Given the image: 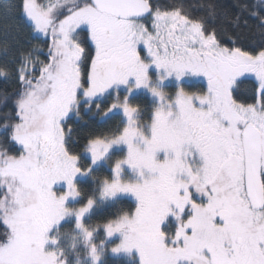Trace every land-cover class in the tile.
Wrapping results in <instances>:
<instances>
[{
    "label": "snow or ice",
    "instance_id": "obj_1",
    "mask_svg": "<svg viewBox=\"0 0 264 264\" xmlns=\"http://www.w3.org/2000/svg\"><path fill=\"white\" fill-rule=\"evenodd\" d=\"M62 6L19 0L34 42L19 53L15 119L3 125L11 128L9 139L20 146V154L0 151V188L7 189L0 199V220L8 229L0 243V264H63L62 253L45 251L48 233L71 214L64 205L79 194L73 178L90 171L79 167V157L69 151L66 140L72 130L65 121L69 113L80 118L83 101L91 107V100L114 85H127L130 78L160 101L147 132L136 119L137 108L125 98L111 103L102 115L122 110L127 126L119 134L91 139L87 148L92 164L113 145L128 149L126 159L113 168V181L104 180L101 191L102 198L132 193L139 202L132 217L103 225L109 237L124 235L112 251L136 249L141 264H264V40L246 50L240 31L241 22L249 25L247 19L241 21L246 13L264 35V0H234V18L222 10L238 29L235 36L179 9L161 10L151 0H71L60 18L57 10ZM209 8L215 19L214 6ZM149 17L151 32L142 22ZM89 39L94 57L85 70ZM140 45L150 59L142 58ZM153 66L177 79L185 72L203 75L207 93L181 90L169 102L165 93L150 87ZM11 76V70L0 69V77ZM241 77L254 82L250 98L238 102L234 92ZM162 151L165 159L160 162L157 153ZM122 165L148 176L141 183L121 182ZM58 181H66L68 188L59 197L52 191ZM190 189L205 196L207 204L195 203ZM93 203L89 200L75 212L76 227H82ZM172 205L181 213L189 205L193 211L174 235L161 231ZM85 235L93 237L87 230ZM91 253L94 261L100 259L94 245Z\"/></svg>",
    "mask_w": 264,
    "mask_h": 264
},
{
    "label": "trees",
    "instance_id": "obj_2",
    "mask_svg": "<svg viewBox=\"0 0 264 264\" xmlns=\"http://www.w3.org/2000/svg\"><path fill=\"white\" fill-rule=\"evenodd\" d=\"M52 0H37V3L46 5ZM151 2L159 7L161 10H176L179 9L182 13H187L190 18L199 20L203 18L207 25L217 29L224 28L228 33L235 36L238 29L234 28L229 22V19L224 17L221 12L223 9L229 10V17L234 18L238 9L234 7V0H151ZM239 3L251 4L252 0H238ZM19 0H0V69L7 68L11 70V78L5 79L0 77V151L7 150L8 154L18 156L20 154V146L14 144L9 139V133L11 128H4L5 122H12L15 119V101L19 95V84L16 81V69L19 63V53L21 50H26L29 47L30 42H34L33 33L30 26L25 23L19 12ZM214 6L216 12L215 19L209 16V12L212 10L209 6ZM67 11L60 13L62 18ZM150 17L142 20L143 23H147ZM247 19L249 22L248 27H245L241 22L240 31L246 37L245 47L246 50H251L256 44L264 40V35H261L256 28V21L247 14H243L241 21ZM86 33L81 34L83 41ZM50 42V41H49ZM230 42L225 40V44ZM85 59L83 61V68L89 70L91 64V58L94 57V46L91 45L90 39L85 43ZM44 55H40V59H44ZM252 79H241L238 83L237 90L234 92V98L238 102H243L246 98L251 96V87L253 84ZM187 87V89H189ZM193 90L203 92L205 90L204 85H194ZM115 91L109 95H106L103 100L96 101V105H100V110L96 114H91L85 111L84 105L79 107L80 118L76 115L70 116L65 123L72 130L71 139L66 140V145L72 154L79 157V166L82 169L90 168V177L86 179L78 180L76 183L79 198L77 201L78 206L85 205L89 200L95 202L89 216L84 220L85 226L96 229L92 237V245L96 247L97 254L104 248L115 243L110 239L115 238L120 232L113 233L112 236H108L106 229L103 225L118 221L123 216H130L136 209V204L130 195L121 196L112 201H105L104 197L101 196L102 184L104 180H112L111 170L101 165L97 168L91 169V161L87 157V148L90 140L93 138H103L104 136H112L122 132L124 122L121 115L112 113L108 117H103L102 111L106 110L107 107L114 101L120 102V98L123 97V92ZM248 102H251L248 99ZM130 104L134 105L138 109L139 115L143 116L144 120H150V113L154 109L152 100L145 94L134 96L130 99ZM11 112V116H6L5 113ZM122 152H114L109 158V162L113 163L117 157L122 156ZM7 190L6 188H0V199H4ZM193 197V196H192ZM199 203L202 200L199 199ZM180 213V212H179ZM193 214L191 206H186L183 211V219L177 221L173 218L165 219L162 222V232L165 234H175L182 222H186ZM8 231L6 225L0 220V243L6 239L5 233ZM75 223L69 221L64 223L60 229V247L66 256V262L73 264V254L68 251L69 239L68 234L75 232ZM79 252H83L84 249H78ZM87 264H91V261H86ZM85 262V263H86ZM96 264H139L136 257L131 258L125 257H114L106 254L105 256L100 255V259Z\"/></svg>",
    "mask_w": 264,
    "mask_h": 264
},
{
    "label": "rangeland",
    "instance_id": "obj_3",
    "mask_svg": "<svg viewBox=\"0 0 264 264\" xmlns=\"http://www.w3.org/2000/svg\"><path fill=\"white\" fill-rule=\"evenodd\" d=\"M76 2L80 3V2H82V0H76ZM56 4L63 5L62 7H60L57 10L58 14L60 15V13H63L65 11H67L68 7H71V0H68L67 3L65 2V0H52L48 4L43 5V6L50 7V6L56 5ZM144 24H145V27L150 32L153 31L152 19L151 18L149 19V21L147 23H144ZM138 51L140 52L142 58L150 59L148 57L147 49L144 47V45L138 46ZM82 67H83V65H82ZM89 70H90V67H89ZM148 74H149L150 81H151L150 87H156L160 91L165 93L166 96H167V99L169 100V102L174 100L176 95H177V93L179 91H181V90L184 91L188 95H196V96L204 95V94L207 93V90H208L207 80H206V78L203 75H194L191 72H185V74L181 78L177 79L175 74H173L172 76H167V74L164 72V70H162V69L158 70L154 66L149 69ZM241 79H246V78L241 77L240 80ZM201 84L204 85V87H205V90L203 92H198L197 90H193L192 89V86L201 85ZM189 86H190V88L187 89V87H189ZM129 89H132V91H129ZM115 91H120L119 93L123 92V97H122V99L120 98V102H123L125 100V98H126L127 99V103L129 105H131V106H134V105L129 103L130 99L132 97L140 95V94H145V96L147 95L152 100L153 105H154L153 111L149 114L150 117L152 116V118H153L155 109H156V107L159 106V103H160L159 98L155 97L154 95H152V93L149 91L148 88H144V87L137 88V87H135L134 78H130L127 85H114V86H112V88L108 89L106 91V93H104L102 96H98V97L94 98L93 100H91V102H90L91 103V107L85 106L86 104L89 103L88 101H83L79 105V107L81 105H84L85 111L90 112L91 114H96L98 112V110H96V108H94V105H95L94 103L96 101L103 100V98L106 95H109V94H111V93H113ZM114 102H116V101H114ZM194 103H195V105L198 106V101H195ZM134 107H136V106H134ZM112 113H117V114L121 115L122 120H123V122L125 124L124 127L127 126V119L123 115L122 110H115V111L109 113V115L112 114ZM72 115H75V113H69L68 118L70 116H72ZM135 115H136V119L139 122V124L143 127L144 131L147 132L148 126L152 122V118L150 120H144L143 116L139 115L138 109H137V114H135ZM108 116H106V117H108ZM114 152H122L123 155L120 156V157H117V159L113 163H110L109 162V158L112 155V153H114ZM127 152H128V149H127L126 145H124V144L113 145L110 148V150L108 151V153L105 155V157L101 161H98L95 164H92V162H91V169L97 168L98 166H101V165L107 166L112 172V180L109 181V182H112L113 179H114L113 168H114L115 164L118 161L126 159ZM86 154H87V157L91 161L90 154L88 152H86ZM167 155H168L169 158H172V156H173V154H171V153H168ZM164 159H165V153L163 151L160 152V153H157V160L158 161L162 162ZM195 159L196 158H192L193 161H195ZM196 163L199 165V164L202 163V161L197 160ZM78 166H79V163H78ZM192 166L195 167L196 164L193 163ZM121 167H122V171H121V175H120L121 182H124V183H141L143 181V179L147 178V176H148V174L145 173L144 177L142 178L137 170L132 169L128 165H122ZM88 177H90V171H88L87 174H77L73 178L74 186L76 187V183H77L78 180L86 179ZM102 187H103V184H102ZM76 189H77V187H76ZM52 191L57 195V197H59L60 195H65L67 193V191H68L67 182L66 181H58V182H56L53 185ZM190 193H191L190 198L195 203H197L198 205L203 206V205L207 204L208 201H207V198L205 196L196 193L194 189H190ZM125 195L126 196L130 195L132 197V199L134 200V202L136 204V208H137L138 205H139V202H138L137 198L135 197V195L132 194V193H117L116 195H114L112 197H104V199H105V201H112L114 199H117V198H119L121 196H125ZM78 198H79V194L77 196H75V197H68L66 199L64 207L66 209L70 210L71 214L65 216L58 224L54 225L50 229V231L48 233L49 241H51V239L55 238V237H59V239H58L57 244H53L51 242L47 243L45 245V251L56 252L58 249H60L63 252V250L61 249V247L59 245L60 244L59 243L60 242V233H59L60 227L64 223L69 222V221H73L75 223V225H76L77 218L75 216V212L78 209H80L81 207H86L87 206V203L85 205H82V206L76 205L77 201H78ZM199 199L202 200L201 204L199 203ZM94 206H95V202L93 203V206L89 209V211L82 217L81 222L83 224H84V220L89 216V214L91 213V211H92ZM170 208H171V211H170L169 215L166 216L165 219L173 218L171 216L172 213L174 214L173 216H176L175 217L176 219H177V215H179V220L183 219L184 216L181 215V214H183V212L179 213V210L176 209L174 205L170 206ZM134 213H135V211H134ZM134 213L132 215L128 216V217H132L134 215ZM175 218H173V220L176 221ZM179 220L177 219V221H179ZM161 231H162V228H161ZM123 239H124L123 233H120L119 235H116L115 238H112V239L109 240V242H112L113 240H115L116 242L111 244V245H109L107 248L102 249L98 253V255L99 256L100 255L101 256H105L106 254H108V255L114 256V257H125V258H131V257L135 256L137 261L139 262V264H141L140 258H139V253H138V251L136 249H132L130 252L121 251V252L116 253V252L112 251V249L118 247L123 242ZM66 264H69V263L66 262ZM85 264H87V262ZM181 264H186V262H181Z\"/></svg>",
    "mask_w": 264,
    "mask_h": 264
},
{
    "label": "clouds",
    "instance_id": "obj_4",
    "mask_svg": "<svg viewBox=\"0 0 264 264\" xmlns=\"http://www.w3.org/2000/svg\"><path fill=\"white\" fill-rule=\"evenodd\" d=\"M28 202H31V197L28 198ZM75 232L68 234L69 239V248L68 251L72 252L73 254V264H85L86 261L90 260L91 264H96L97 261L93 260V256L91 253V247H92V239L89 240L85 235V230L88 232L94 233L96 229L89 228L88 226H85L82 223V227L78 228L75 225ZM59 237L52 238L50 242L54 241L53 244H57ZM84 249V251L81 253L78 251V249ZM57 252L62 253L61 260L63 261V264H66V256L64 253L58 249Z\"/></svg>",
    "mask_w": 264,
    "mask_h": 264
},
{
    "label": "water",
    "instance_id": "obj_5",
    "mask_svg": "<svg viewBox=\"0 0 264 264\" xmlns=\"http://www.w3.org/2000/svg\"><path fill=\"white\" fill-rule=\"evenodd\" d=\"M143 20H145V19H143Z\"/></svg>",
    "mask_w": 264,
    "mask_h": 264
}]
</instances>
